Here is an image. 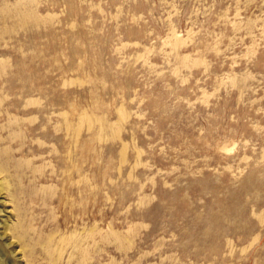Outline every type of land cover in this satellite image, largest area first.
<instances>
[{"label": "rangeland", "instance_id": "1", "mask_svg": "<svg viewBox=\"0 0 264 264\" xmlns=\"http://www.w3.org/2000/svg\"><path fill=\"white\" fill-rule=\"evenodd\" d=\"M0 210L10 264H264V0H0Z\"/></svg>", "mask_w": 264, "mask_h": 264}, {"label": "bare ground", "instance_id": "2", "mask_svg": "<svg viewBox=\"0 0 264 264\" xmlns=\"http://www.w3.org/2000/svg\"><path fill=\"white\" fill-rule=\"evenodd\" d=\"M1 211V210H0ZM6 227V226H5ZM6 252V251H5ZM7 253V252H6ZM8 255V254H7ZM4 251L0 248V264H10L8 259H6L7 256Z\"/></svg>", "mask_w": 264, "mask_h": 264}]
</instances>
